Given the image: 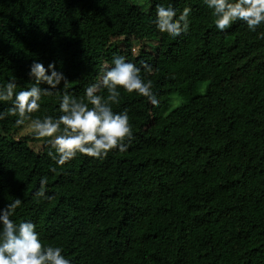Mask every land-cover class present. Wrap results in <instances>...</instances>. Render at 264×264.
<instances>
[{
    "label": "trees",
    "instance_id": "16d2710c",
    "mask_svg": "<svg viewBox=\"0 0 264 264\" xmlns=\"http://www.w3.org/2000/svg\"><path fill=\"white\" fill-rule=\"evenodd\" d=\"M157 1L167 2L0 0V42L12 46L0 83L30 87L31 62H54L82 97L115 53L153 66L146 75L160 101L121 90L112 107L128 109V150L78 155L56 172L43 168L31 148L38 141L20 136L15 117L0 120V208L20 198L11 218L31 220L42 243L62 247L72 264H264V25L218 34L202 0H173L192 8L188 33L173 37L152 23ZM58 97L43 96L34 115H57ZM5 143L29 158L5 154ZM41 176L45 197L34 195ZM166 216L175 234L163 229Z\"/></svg>",
    "mask_w": 264,
    "mask_h": 264
},
{
    "label": "clouds",
    "instance_id": "9594fccd",
    "mask_svg": "<svg viewBox=\"0 0 264 264\" xmlns=\"http://www.w3.org/2000/svg\"><path fill=\"white\" fill-rule=\"evenodd\" d=\"M211 11L213 24L218 34L226 33L231 26L243 25L256 32L264 25V0H202ZM152 23L160 33L173 37L187 34L190 27L191 6L177 8L173 0L155 3ZM261 35H264L262 33ZM143 73L151 74L153 66L145 60L139 64L127 60L123 54H113L110 63L105 61L96 82L84 87L83 96L72 95L68 79L54 62L33 60L27 76L33 83L17 90V81L8 79L0 83V120L15 117L14 123L21 126L43 146L48 147L47 156L56 167V172L75 159L85 155L102 160L112 151L128 150L134 139L133 125L128 109L114 111L119 104L121 90L145 97L152 105L159 104L153 89V81ZM104 89L106 95H101ZM59 93L57 115H34L41 110L42 97ZM47 176L39 179V188L34 195L45 197ZM21 206L15 198L0 208V264H72L60 246L44 245L36 225L31 220L14 221L11 217Z\"/></svg>",
    "mask_w": 264,
    "mask_h": 264
},
{
    "label": "rangeland",
    "instance_id": "374dc122",
    "mask_svg": "<svg viewBox=\"0 0 264 264\" xmlns=\"http://www.w3.org/2000/svg\"><path fill=\"white\" fill-rule=\"evenodd\" d=\"M134 4H137L139 6H143L146 5V0H131ZM158 2V1H157ZM132 15H133V18L135 17V27L138 29L139 32H144L146 30V28L144 27V24H145V17L144 15H138L137 14V10L136 9H133L132 11ZM126 20V19H125ZM123 30L124 32H126L127 30L130 29L131 27V23L130 22H123ZM12 51V46L8 43H4V42H0V59L2 57H4L5 55H7L8 53H10ZM133 61L134 63V59L131 60ZM149 77L147 75H145V79H148ZM203 88H205V84L204 86L202 85ZM178 102H175V100L173 101V105H172V108L176 106ZM171 109V108H170ZM28 134L27 131H22L21 132V135L20 136H24ZM31 148L34 149L38 154H39V157H40V160H41V163L43 165V168L46 169V170H49L51 167H55V164H54V161H52L48 156H47V151H48V147L46 146H43L41 145L40 143H34V144H31ZM2 151L7 154V155H10V156H17V157H20V158H24V159H27L29 158L28 154L29 152L24 150V149H21V148H17V147H11L10 145L8 144H4V147L2 148ZM182 215H183V218L184 220L187 222L186 223V226L188 229L191 228L193 222L192 220L189 218V216L184 213L183 211H181ZM162 226H163V229L165 230L166 233L168 232H171L172 234H175L176 233V230H177V222L174 218H172L171 216H166L163 221H162ZM165 244V243H163ZM169 248V245L165 244V249H168Z\"/></svg>",
    "mask_w": 264,
    "mask_h": 264
}]
</instances>
